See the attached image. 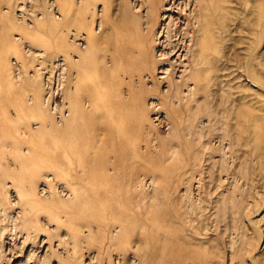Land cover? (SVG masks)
I'll use <instances>...</instances> for the list:
<instances>
[{
  "label": "rangeland",
  "instance_id": "374dc122",
  "mask_svg": "<svg viewBox=\"0 0 264 264\" xmlns=\"http://www.w3.org/2000/svg\"><path fill=\"white\" fill-rule=\"evenodd\" d=\"M200 1L196 91L197 0H0V264H264V0Z\"/></svg>",
  "mask_w": 264,
  "mask_h": 264
},
{
  "label": "bare ground",
  "instance_id": "6f19581e",
  "mask_svg": "<svg viewBox=\"0 0 264 264\" xmlns=\"http://www.w3.org/2000/svg\"><path fill=\"white\" fill-rule=\"evenodd\" d=\"M203 3V2H202ZM201 3V1L200 0H197V2H196V4H195V8L193 9V14L191 15V17H193V19H194V22H195V24H196V26H193V29H190V20H191V18H189V22H188V24H187V27L186 28H184L183 29V31H176V33L175 34H173L172 36H171V33H172V31L170 32V34H169V40H170V43H169V45H171L170 47H168V48H166V49H168L165 53H164V58L165 59H167L168 61H170L173 57H175L176 56V54L178 53V52H180L182 49L184 50V48H186V44H183V39H187V38H190V40H191V42H192V45L193 46H196V48L194 49L193 47H189V50H188V53H190L189 54V56H191V61H190V67H191V73H190V75H189V78H187L186 80H183V82H182V84L185 82V84H187V83H189L190 81H194L195 82V89H196V91H198V89L200 88L201 89V85L199 84V83H197V80H196V76H195V73H197L198 75H201V74H203V53L205 52V48L203 47V41H205V38L207 39V37H210L211 35H210V27L213 25V22L211 21V19H209V13H207V12H205L204 10H203V4ZM219 5V3L217 2V1H215L214 3L213 2H211L210 3V10H212V13L213 14H217L218 13V6ZM22 9V8H21ZM28 10V9H27ZM56 11V10H55ZM30 12V11H29ZM190 30H192L191 32H190ZM190 33H192L191 35H190ZM167 36V35H166ZM179 37V38H178ZM172 39H174L173 41H172ZM168 40V39H167ZM168 40V41H169ZM180 41L182 42V43H180ZM168 45V46H169ZM187 47H188V45H187ZM187 50V49H186ZM182 53V52H181ZM180 54V53H179ZM178 54V55H179ZM189 61V60H188ZM193 64V65H192ZM63 67V66H62ZM151 72H153V69L151 70ZM194 94H196V93H194ZM183 100V99H182ZM112 115H113V113H112ZM123 132V131H122ZM120 136V135H119ZM70 142V141H69ZM74 142V141H73ZM75 142H76V140H75ZM66 143V142H65ZM71 143V142H70ZM70 143H69V145H70ZM78 143V142H77ZM66 145V144H65ZM72 145V144H71ZM63 147V146H62ZM71 147V146H70ZM72 149V151H73V148H71ZM76 149V148H75ZM83 149V148H82ZM86 150V149H85ZM71 151V153H73ZM63 152V151H62ZM68 152V151H67ZM64 153V152H63ZM63 153H62V155H63ZM70 152H69V156H70V154H71ZM75 153V152H74ZM79 153V152H78ZM72 155V154H71ZM74 155H76V154H74ZM82 154H80V158H82V156H81ZM68 156V155H67ZM68 156V157H69ZM73 156V155H72ZM71 156V157H72ZM86 156V155H85ZM84 156V157H85ZM83 157V158H84ZM62 158H63V156H62ZM73 158H74V156H73ZM79 158V159H80ZM82 158V159H83ZM90 158V157H89ZM88 158V159H89ZM63 160H65V158L63 159ZM68 160V162H69V159H67ZM90 160H91V158H90ZM89 160V161H90ZM81 161V160H80ZM94 161V160H93ZM87 162H88V160H87ZM75 163V162H74ZM78 162L76 161V164H77ZM89 163V162H88ZM87 163V164H88ZM75 164V165H76ZM80 163H78V165H79ZM60 165V164H59ZM68 165V164H67ZM71 165V164H70ZM83 165H84V162H83ZM83 165H81V168H82V166ZM58 166V165H57ZM60 166H62L63 167V165H60ZM55 167V166H54ZM67 167V166H66ZM71 167L72 166H70V168L69 169H71ZM79 167V169H80V166H78ZM68 168V167H67ZM72 168H74V167H72ZM83 168H84V166H83ZM83 168H82V170L81 171H83ZM78 169V170H79ZM86 169V168H85ZM95 169V168H94ZM76 170H77V168H76ZM71 171H73V170H71ZM86 171V170H85ZM84 171V172H85ZM90 171V170H89ZM89 173V172H88ZM84 175V174H83ZM104 175V174H103ZM108 176H106V178H107ZM109 178V177H108ZM94 181V180H93ZM105 182V181H104ZM94 183V182H93ZM93 183H91L92 185H93ZM106 183V182H105ZM100 184V183H99ZM107 184V183H106ZM92 185L90 186V187H92ZM95 185V184H94ZM96 185H98V183L96 182ZM108 185V184H107ZM100 186V185H99ZM103 186V185H102ZM97 188V187H96ZM96 188H95V190H96ZM101 188V187H100ZM105 188V187H104ZM103 188V189H104ZM107 188V187H106ZM108 189V188H107ZM97 192V191H96ZM117 193V192H116ZM96 196H97V194H96ZM102 196V195H101ZM79 199V198H78ZM77 199V201L79 202L80 200H78ZM89 202H91V201H89ZM90 206V205H89ZM91 206H92V203H91ZM125 219V218H124ZM120 221H122L121 219H119ZM126 221V220H125ZM127 223V222H126ZM134 226L135 225H133V228H134ZM129 227V226H128ZM131 228H132V226H131Z\"/></svg>",
  "mask_w": 264,
  "mask_h": 264
}]
</instances>
